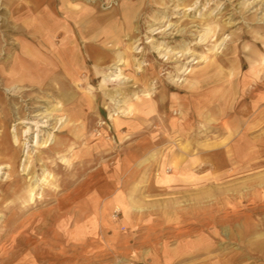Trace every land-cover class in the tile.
Here are the masks:
<instances>
[{"label": "rangeland", "instance_id": "1", "mask_svg": "<svg viewBox=\"0 0 264 264\" xmlns=\"http://www.w3.org/2000/svg\"><path fill=\"white\" fill-rule=\"evenodd\" d=\"M54 4L70 14L91 11L102 26L117 19L127 33L118 46L107 45L114 58L90 81L96 89H106L105 118L95 120L89 140L81 146L91 149L100 141L111 143L113 121L133 119L126 112L127 103L143 100L147 92L155 98L160 88L179 94L192 88L211 89L223 78L221 67L239 68L241 76L255 73L238 105L246 107L245 119L250 116L251 94H264V0H54ZM25 6L29 0H0V68L9 67L23 47L37 50L33 38L24 33ZM157 46L166 49L167 55L157 52ZM117 52L122 53L121 60L115 58ZM116 66L122 71L121 80L104 81V75L118 73ZM86 78L81 75L79 88ZM7 86L0 76V264H150L163 246L175 245L176 233L208 236L197 253H189L177 264H264V161L238 167L246 162L247 141L241 151L236 146L235 150L223 149L233 136L226 133L228 122L217 116L216 108L222 106L218 100L193 121L186 135L193 148L182 152L187 159L191 155L206 158L204 154L212 149L215 166L194 161L192 182H144L135 199L143 207L134 217L140 229L135 240L124 245V240L113 239L112 232L101 225L99 177L109 172L117 153L126 157L127 144L115 148L111 144L112 149L96 150L94 157L89 156L93 149L86 155L79 146L77 157L64 156L55 151L63 131L59 128L61 115L56 112L39 133L40 143L48 139L49 145H32L25 156L24 126L17 123L23 118L37 121L36 114L50 111L56 103L47 89L25 87L7 92ZM207 113L215 118L206 119ZM169 114L179 117L178 111ZM14 126L20 137L16 146L11 132ZM33 131L35 135L34 127ZM147 131L158 143L149 148L152 158L142 172L158 173L157 159H163L162 172L172 175V157L180 153L185 137L158 124H151ZM253 136L249 134L251 139ZM28 139L31 145L34 139ZM9 157L11 169L5 164ZM245 170L249 176H244ZM27 190H33V198ZM115 213L112 221L126 234Z\"/></svg>", "mask_w": 264, "mask_h": 264}, {"label": "crops", "instance_id": "2", "mask_svg": "<svg viewBox=\"0 0 264 264\" xmlns=\"http://www.w3.org/2000/svg\"><path fill=\"white\" fill-rule=\"evenodd\" d=\"M24 8L27 13L24 21V33L33 38L37 50L25 47L21 49L31 53L33 61L31 60V67L27 70L31 77L23 80L16 78L17 80H13L11 84L17 88L35 87L52 92L54 103L63 106L61 117L68 119V123L62 127V135L58 137L55 143V150L59 153L63 151L62 153H66L64 156L71 153V157H77L79 153L78 150H75L81 146L79 145L81 142L89 140L88 133L95 120L100 117L105 118L102 107L107 99L106 89L102 86L96 89L90 81L98 74L103 65L114 58L107 50V45L118 46L127 37V33L117 19H110L108 25L102 26L100 19H96L93 12L88 11L86 13L84 10H74L70 14L69 11L68 13L67 11H60L55 7L54 0H29V6ZM68 14L72 17H69ZM43 54L45 55L44 58L41 56ZM22 56L21 54L14 61L22 59ZM114 56L116 59H122L121 52L115 53ZM12 68L15 69L13 63L9 67L2 66L0 68V76L8 86L11 85L7 80L13 76L11 75ZM254 69L255 67H252V70ZM221 70L223 78L217 85H212L214 92L212 91L213 88L209 89V87L205 91L192 88L191 91H186L184 94L167 93L166 90L160 88L155 98L135 102V108L132 112L133 119L118 118L113 121L115 134L113 141L111 143L100 141L92 146L93 152L89 155L90 157H94L96 150L112 149L111 144L114 145V148L118 145L127 144L124 147L127 151L124 159L121 158L120 153H117L109 172L106 171L105 174V171H98L102 172V174L100 173L101 177H99L102 191L99 200L101 225L112 232L111 237L113 239L124 240V245H129L130 241L135 240V236L138 235L139 223L134 221V217L143 210V207L137 205L135 199L139 196L137 193L141 192L144 182L150 179H156L163 183L172 180L192 182L191 168L195 167L197 161L215 166L211 157L212 149L204 154L206 158L191 157V155L187 159V155L182 153L192 150V143L186 138V135L191 131L193 121L197 120L198 115L201 114L202 116L207 112L211 102L218 100L222 105L216 108L219 112L217 116L223 118V123L228 122L229 126L227 124L226 133L233 136V139L229 141L231 144H227L228 148L223 147V149L235 150L234 146H236L241 151L246 141L250 143L245 148L247 153L244 160L246 162L244 164L238 163V167H252L253 164L264 161V134L261 136L264 132V109L259 110V107L264 105V94L262 92L251 94L250 104L247 107L250 114L248 120L245 119L246 107L238 108L239 103L245 97L247 87L253 81L255 73L249 72L246 76H241L239 68L228 70L221 67ZM83 74L87 75V78L83 86L79 88ZM149 78L148 76L147 79ZM203 93L205 97L201 98ZM108 95L113 94L108 93ZM203 109L205 110L202 112ZM168 111H178L179 117L166 115ZM230 117L232 118L229 119ZM210 118H215L213 113L206 114V119ZM182 120L185 122L183 123ZM236 123L237 127H235ZM151 124L161 125L164 130L167 126L173 133L185 137L180 143V153L174 154L172 157L173 160L170 165L172 175L167 176L162 172L166 165V161H162L163 159H157L158 173L142 172L146 166L145 163L152 158L149 156V148L154 143H158L154 138H151L153 133L150 134L147 131ZM251 133L254 134L252 139L249 137ZM100 143L101 147L99 146ZM84 145L81 148L88 155L91 149L89 145L87 148ZM241 168L237 171L239 172ZM98 172L95 171L93 174L97 175ZM247 172L246 170L243 171L244 176L248 175ZM115 211L118 212L119 224L127 230L126 234H121L118 225L112 221ZM143 228L146 227H141V229ZM179 234L176 233L175 235L177 237L175 245L172 247L163 246L161 254L157 258H153L150 264H177V261L189 253H197L204 240L206 243L208 242V236L203 233L193 235V237L192 235L182 237V234Z\"/></svg>", "mask_w": 264, "mask_h": 264}, {"label": "bare ground", "instance_id": "3", "mask_svg": "<svg viewBox=\"0 0 264 264\" xmlns=\"http://www.w3.org/2000/svg\"><path fill=\"white\" fill-rule=\"evenodd\" d=\"M68 2V1H67ZM66 4H68V3H66ZM129 7V6H128ZM73 9V8H72ZM12 10V9H11ZM103 19V18H102ZM101 19V20H102ZM111 21V20H110ZM77 23V22H76ZM79 23V22H78ZM76 26V25H75ZM120 26V25H119ZM112 27V26H111ZM124 28V27H123ZM121 30V29H120ZM124 30V29H123ZM125 31V30H124ZM97 33V32H96ZM108 35V34H107ZM114 35V34H113ZM110 36V35H109ZM110 38V37H109ZM39 39V38H38ZM94 39V38H93ZM149 43H150V41H149ZM115 45V44H114ZM19 47V46H18ZM26 48V47H25ZM155 48V47H154ZM157 52H161V54H162V52H166L165 54H164V56L165 55H167V53H168V51L166 50V49H163V48H161L160 46L158 47L157 46ZM23 51V50H22ZM32 52V51H31ZM18 54V53H17ZM23 56H22V59H19V60H17V61H13V67H15V69H13L12 68V74L11 75H13L10 79H8L7 81L8 82H10V84L13 82V80H15L16 78H18V79H20V80H23L24 78H27V77H31V75L27 72V70L31 67V60H32V57H31V53H30V51H23L22 53H21ZM20 55V54H19ZM34 56V55H33ZM18 57V56H17ZM13 58V57H12ZM16 58V57H15ZM33 61V60H32ZM34 64V63H33ZM37 66V65H36ZM118 66H116V68L115 69H117L118 70V73H109V74H107V75H104V81H120L121 80V77L120 76H122V71H121V69H119V68H117ZM11 68V67H10ZM38 68V67H37ZM45 71V70H44ZM185 71V70H184ZM51 74V73H50ZM6 76H8V75H6ZM47 76V75H46ZM45 76V77H46ZM48 78V77H47ZM17 80V79H16ZM110 83V82H109ZM202 86V85H201ZM16 86H14V85H10V86H7V88H6V91L7 92H15L16 91ZM224 89V88H223ZM152 90V89H151ZM223 91V90H222ZM145 92H146V90H145ZM216 92V91H215ZM70 93V92H69ZM221 93V92H220ZM219 93V94H220ZM16 94V93H15ZM14 95V94H13ZM74 95V94H73ZM71 96V95H70ZM142 97H144V99H146V100H148V99H151L152 97H151V93L150 92H147V93H145L144 95H142ZM1 99V98H0ZM140 99V98H139ZM136 100L137 101H139L138 100V98H136ZM62 101V100H61ZM125 102V101H124ZM64 103V102H63ZM65 104V103H64ZM119 106V105H118ZM127 108H126V112L128 113V114H132V112L134 111V104L133 103H128V105L126 106ZM52 108L53 109H50V111H45V113L44 114H36V116H35V118L37 117L38 119H37V121H34V120H32V121H29V120H27V118L26 119H22V120H20L17 124L19 125V124H21V125H23L24 126V130L22 131V135L24 136V139L23 140H25V142H23V146H24V148H25V150H26V153H25V156H27L28 155V150H29V148L30 147H32V145H34V146H37V145H40L42 148H44V147H46V145H47V143H48V139H46L45 141H42L41 143H40V141H39V133H40V131H41V129H44L45 127H47V125H46V123L48 122V120H47V118H49L50 116H53V114L52 113H58V115L60 116L61 115V112H62V110H63V106H62V104H54L53 106H52ZM120 108V107H119ZM67 112V111H66ZM119 112V111H118ZM4 113V112H3ZM7 113V112H6ZM119 115V114H118ZM201 115V114H200ZM41 116V117H40ZM112 116V115H111ZM6 117V116H5ZM21 117V116H20ZM19 117V118H20ZM40 117V118H39ZM32 118V117H31ZM44 119H46V120H44ZM51 119V118H50ZM3 121V120H2ZM18 121V120H17ZM59 121L61 122L60 123V125H59V128H62V127H64L67 123H68V119L65 117H61L60 119H59ZM4 122V121H3ZM7 124H8V122H7ZM7 126V125H6ZM33 127L35 128V135H33L32 133L34 132L33 131ZM76 131V130H75ZM13 134H12V137H13V143H14V145L16 146L17 144H19L20 143V137H19V135H18V133L19 132H17V128H16V126H14L13 127V129H12V131H11ZM80 132V131H79ZM71 134V133H70ZM81 134H82V132H81ZM21 135V134H20ZM32 136V138L34 139V140H32V144L31 145H29V143H28V140H30V139H28L29 137H31ZM79 136H80V134H79ZM79 136H77V137H79ZM67 137V136H66ZM7 138H8V136H7ZM80 138V137H79ZM78 138V139H79ZM72 140H74V139H72ZM60 141H62V140H60ZM69 143V142H68ZM49 145V144H48ZM47 145V146H48ZM78 145V144H77ZM9 146V145H8ZM68 146V145H67ZM9 147H11V146H9ZM14 147V146H13ZM68 148V147H67ZM23 149V148H22ZM77 149V148H76ZM30 151V150H29ZM55 151H57V150H55ZM54 151V152H55ZM63 152V151H62ZM22 153V152H21ZM66 154V153H65ZM4 156V155H3ZM5 157H7V156H5ZM17 157H18V155H17ZM11 158L12 157H9V158H7V160H8V163H5L6 164V166L9 168V169H11L12 167H13V165L11 164V163H9V161H11ZM16 158V157H15ZM17 162V161H16ZM25 164V163H24ZM53 164V163H52ZM5 166V167H6ZM17 168V167H16ZM1 170H2V167H0V174H1ZM29 170V169H28ZM28 172V171H27ZM12 174V173H11ZM13 175V174H12ZM31 175H32V173H31ZM29 176V175H28ZM14 177V176H13ZM49 177V176H48ZM17 178V177H16ZM34 178V177H33ZM21 179V178H20ZM28 180V179H27ZM29 180H31V179H29ZM47 180V179H46ZM14 183V182H13ZM29 183V182H28ZM49 183V182H48ZM44 184V183H43ZM15 185V184H14ZM13 186V185H12ZM21 186V185H20ZM12 188V187H11ZM13 188H14V186H13ZM26 188V187H25ZM30 188H33V187H30ZM15 189V188H14ZM13 189V190H14ZM15 192V191H14ZM26 192V191H25ZM27 192H29L28 190H27ZM30 195H31V197L34 195V194H32V193H34L33 192V190L31 191L30 190ZM31 197H29V198H31ZM26 198V197H25ZM33 198V197H32ZM30 201V200H29ZM32 202V201H31ZM207 214V213H206ZM211 214V213H210ZM211 216V215H210ZM209 216V217H210ZM210 223V222H209ZM203 225H205V224H203Z\"/></svg>", "mask_w": 264, "mask_h": 264}, {"label": "built area", "instance_id": "4", "mask_svg": "<svg viewBox=\"0 0 264 264\" xmlns=\"http://www.w3.org/2000/svg\"><path fill=\"white\" fill-rule=\"evenodd\" d=\"M114 217H115V218L118 217V213H115Z\"/></svg>", "mask_w": 264, "mask_h": 264}]
</instances>
